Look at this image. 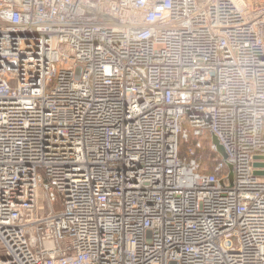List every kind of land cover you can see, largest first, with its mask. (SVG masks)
<instances>
[{
    "label": "built area",
    "instance_id": "built-area-1",
    "mask_svg": "<svg viewBox=\"0 0 264 264\" xmlns=\"http://www.w3.org/2000/svg\"><path fill=\"white\" fill-rule=\"evenodd\" d=\"M255 163L264 0H0V264H264Z\"/></svg>",
    "mask_w": 264,
    "mask_h": 264
},
{
    "label": "water",
    "instance_id": "water-1",
    "mask_svg": "<svg viewBox=\"0 0 264 264\" xmlns=\"http://www.w3.org/2000/svg\"><path fill=\"white\" fill-rule=\"evenodd\" d=\"M211 141L216 145L218 153L223 158H225L226 157L225 152H224L223 148L219 145V143H218L217 139L215 138V136H212ZM261 165L264 166V164H257V163L254 164V166H261ZM228 169L230 171V173H229V180L231 181L232 174H231V166L230 165H228ZM255 174H263L264 175V172H257L256 171Z\"/></svg>",
    "mask_w": 264,
    "mask_h": 264
},
{
    "label": "rangeland",
    "instance_id": "rangeland-1",
    "mask_svg": "<svg viewBox=\"0 0 264 264\" xmlns=\"http://www.w3.org/2000/svg\"><path fill=\"white\" fill-rule=\"evenodd\" d=\"M211 139V138H210ZM205 148L199 152L200 156L203 158L205 156L206 153H208V144L207 142L204 144ZM204 155V156H203ZM55 209L57 210V207H55Z\"/></svg>",
    "mask_w": 264,
    "mask_h": 264
},
{
    "label": "trees",
    "instance_id": "trees-1",
    "mask_svg": "<svg viewBox=\"0 0 264 264\" xmlns=\"http://www.w3.org/2000/svg\"><path fill=\"white\" fill-rule=\"evenodd\" d=\"M208 153H209V152H208ZM208 153H206V154H205V156H207V155H208ZM203 156H204V155H203ZM205 156H204V157H205Z\"/></svg>",
    "mask_w": 264,
    "mask_h": 264
}]
</instances>
